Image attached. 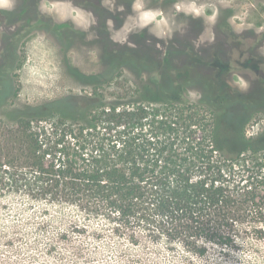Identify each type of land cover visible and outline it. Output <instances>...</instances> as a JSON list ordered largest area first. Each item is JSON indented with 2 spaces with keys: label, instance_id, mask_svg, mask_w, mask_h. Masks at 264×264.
Listing matches in <instances>:
<instances>
[{
  "label": "trees",
  "instance_id": "1",
  "mask_svg": "<svg viewBox=\"0 0 264 264\" xmlns=\"http://www.w3.org/2000/svg\"><path fill=\"white\" fill-rule=\"evenodd\" d=\"M126 68L141 79L108 97L103 90ZM146 70L137 63H109L105 74L72 70L94 94L15 118L5 184L44 212L37 245H69L79 261L86 238L106 234L90 231L99 222L134 245L166 241L200 258L264 242V131L248 136L250 113L231 112L207 92L191 101L189 85L145 79Z\"/></svg>",
  "mask_w": 264,
  "mask_h": 264
},
{
  "label": "rangeland",
  "instance_id": "2",
  "mask_svg": "<svg viewBox=\"0 0 264 264\" xmlns=\"http://www.w3.org/2000/svg\"><path fill=\"white\" fill-rule=\"evenodd\" d=\"M261 1L0 0V81L6 84L2 91L9 92L0 102V264H264V242L230 257L212 249L200 258L178 244L172 249L166 241L134 245L113 236L103 222L90 225V231L107 232L96 240L87 237L86 257L77 261L69 245H58L57 250L45 241L37 245L35 223L44 212L37 213L32 203L13 193L16 188L6 186L12 169L4 164L14 156L18 116L42 112L63 98L80 101L94 94L72 70L105 74L109 63L144 64L145 79L172 76L189 85L186 95L191 101L207 92L230 104L231 112L252 115L246 124L248 136L262 133L264 34L260 30L259 45L246 59L236 51L243 43L235 40L239 36L224 34L226 23L243 28L253 13L262 19ZM15 17L20 34L16 46L11 45ZM139 79L126 68L103 91L112 97L116 85L132 87Z\"/></svg>",
  "mask_w": 264,
  "mask_h": 264
},
{
  "label": "flooded vegetation",
  "instance_id": "3",
  "mask_svg": "<svg viewBox=\"0 0 264 264\" xmlns=\"http://www.w3.org/2000/svg\"><path fill=\"white\" fill-rule=\"evenodd\" d=\"M158 2V0H156ZM172 2H175V0H171ZM237 1V0H235ZM253 1V0H252ZM261 2L264 3V0H262ZM255 3H258V0H256ZM31 17H26V20L29 21ZM14 22L12 23V26H14L15 29V33H13L14 35L11 37V45L16 46L18 43V37H19V33H18V20L19 18L15 17L13 18ZM251 23L247 24V26L243 27V28H231L229 26V24H225L224 26H226L225 28V35L227 36H232V37H236L239 36V38L235 39L237 41H242V46L240 48H237L236 51L239 52L241 54V56H244L246 59L247 57H252L253 52L255 51V49L258 47V34L260 33V30L262 32V34H264V17L261 19L257 16V13H253L252 14V18H251ZM31 21V20H30ZM29 27L28 22L25 24V28ZM22 34V33H21ZM233 40V38H230ZM243 52H247L243 53ZM249 53V54H248ZM246 54V55H243ZM251 55V56H250ZM246 63V62H245Z\"/></svg>",
  "mask_w": 264,
  "mask_h": 264
}]
</instances>
